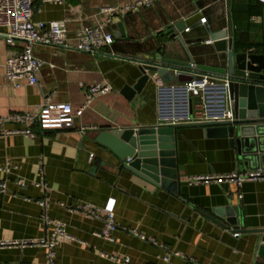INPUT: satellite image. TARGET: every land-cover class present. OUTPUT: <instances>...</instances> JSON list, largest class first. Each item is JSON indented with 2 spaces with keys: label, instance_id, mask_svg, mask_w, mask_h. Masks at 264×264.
I'll list each match as a JSON object with an SVG mask.
<instances>
[{
  "label": "crops",
  "instance_id": "0c3cea01",
  "mask_svg": "<svg viewBox=\"0 0 264 264\" xmlns=\"http://www.w3.org/2000/svg\"><path fill=\"white\" fill-rule=\"evenodd\" d=\"M137 0H65L54 4L34 0L39 9L34 21H65L69 49L37 44L34 54L45 62L38 74L39 85L16 88L5 75L6 61L20 52V45H9L0 36V117L40 112L47 96L55 103H70L79 108L87 87L110 84L112 92L96 97L84 114L75 120L74 129L40 131L31 121L7 123L5 129H32L34 136H0V182H7V193H0V243L14 240L49 239L54 227L46 225L38 202L48 199V216L66 224L73 239H61L54 264H165L162 251L152 240L165 244L188 259L173 258L169 264H264L258 256L264 229V180L245 182L241 189L234 183L188 184L197 176H226L251 171L240 166L236 149L227 138H210L206 126H176L175 158L179 172L178 194L128 172V160L117 158L96 141L111 128L158 126L161 118L174 114L186 116L191 104L182 90L172 96L171 87L182 86L192 78L183 72L180 79L164 83L157 78L132 100L122 94L125 86H134L141 76L136 60L163 51V58L190 62L197 66L226 67V54L218 53L210 39L212 33L227 31L237 52L255 49L264 54V5L258 0H158L137 13L116 15L110 29L119 33L122 23L126 36L118 37L99 57L75 49L78 38L88 26L103 22V8H118ZM206 18L202 23L201 19ZM185 21L189 32L181 34L189 54L176 38L164 40L163 30L177 21ZM2 30H0L1 32ZM202 74H215L201 70ZM158 86L167 87L163 99ZM92 128L85 132L81 128ZM15 166L9 172L6 164ZM43 166L50 189L45 192L32 185L40 178ZM25 182V187L18 184ZM242 195V199L239 198ZM116 200L118 229L114 242L96 234L104 228L100 217L72 212V207L94 204L99 207ZM240 208V221L228 223L225 209ZM145 237L140 238L134 234ZM239 237H234L235 232ZM117 256L118 261L102 257ZM43 246L0 247V264H47Z\"/></svg>",
  "mask_w": 264,
  "mask_h": 264
},
{
  "label": "built area",
  "instance_id": "2783aa9c",
  "mask_svg": "<svg viewBox=\"0 0 264 264\" xmlns=\"http://www.w3.org/2000/svg\"><path fill=\"white\" fill-rule=\"evenodd\" d=\"M54 4H63L65 0H44ZM158 0H137L134 3L124 5L118 8H103L102 12L108 13L103 22L95 26L86 27L78 38L75 49L79 52L91 54L94 56H105L104 50L113 46L117 40L114 31L110 29L116 15L120 13H137L143 9L151 8ZM264 5V0H258ZM39 12L35 5L34 0H0V36L9 45H20V52L12 56L6 61L5 75L10 84L16 88L24 85L38 86L40 73L45 62L38 58L34 52L33 47L37 44L55 46L58 48L69 49L68 44V29L65 21L53 22H35L34 15ZM202 23L206 22V18L201 19ZM208 45H213L214 41L211 39L205 42ZM256 50L250 49L248 53H255ZM137 64L141 60L135 61ZM197 65L190 63L189 70H194ZM191 73L192 78L190 81L185 82L182 86L171 87L172 96L176 91L182 90L185 95L187 103L190 98H197L199 101L191 104L189 112L186 116L174 114L168 118H161L160 125L162 126H180L183 124H200L211 123L219 121H234L235 116L233 112V101L228 93L229 80L221 79L215 75L202 74L200 72H186ZM178 75L179 73H175ZM250 73L246 72V77ZM167 87L158 86V92L163 99V93ZM110 84H95L87 87L85 101L79 108H74L70 103H55L53 101V94L47 96L41 105L40 112L37 115L15 113L5 117H0V136L9 135H24L34 136L35 132L28 129H5L7 123H24L31 121L38 124L40 131H57V130H72L74 129L75 120L80 118L87 108H89L93 100L98 96L107 95L112 92ZM174 93V94H173ZM174 97V96H173ZM92 128H81L82 132ZM16 169L11 164H6L3 168L4 171L9 172ZM264 180V169L251 170L246 172L234 173L226 176H197L189 179L188 184L194 186L201 183L214 182L217 184L234 183L238 189H241L245 182L249 181H262ZM21 187H25L23 180H18ZM32 185L36 188L42 189L47 192L50 187L44 175L43 166L40 167V178L33 181ZM0 193H7V182H0ZM242 199V195H239ZM44 211V221L46 225L54 227L53 232L49 239L40 241L35 240H14L1 242L0 247H29V246H43L47 249L46 260L47 264H54L56 257V247L61 239H73L67 234L66 224L61 220L50 219L48 216L49 202L44 198L38 202ZM116 200L110 198L106 205L103 207L94 204H83L72 207V212H80L88 216L100 217L104 221V228L96 235L108 242H114V232L118 229L115 214ZM136 236L145 239L144 236L134 231ZM240 232H235L234 237H239ZM152 243L159 248L162 253L158 256L165 264H169L173 258H183L189 263H195V260L188 259L180 252L171 249L165 244H161L152 240ZM103 258L112 261H118L117 256L110 254H102ZM124 264H132L130 258L123 259Z\"/></svg>",
  "mask_w": 264,
  "mask_h": 264
},
{
  "label": "water",
  "instance_id": "95a60500",
  "mask_svg": "<svg viewBox=\"0 0 264 264\" xmlns=\"http://www.w3.org/2000/svg\"><path fill=\"white\" fill-rule=\"evenodd\" d=\"M191 29L185 21H177L163 30L165 41L176 38L185 52L190 56L187 45L181 36ZM207 32L218 53L226 54V67L214 68L197 66L189 70L190 63L163 58L159 54L141 59L138 64L141 76L134 86H125L122 94L132 100L141 93L149 83L157 78L164 83L180 79L183 72L212 71L221 79H228V93L233 101L234 121L200 123L206 126L210 138H227L230 147L236 149L240 166L244 169H264V54L237 52L233 39L227 31ZM126 36L122 23L119 24L118 37ZM179 73L176 75L175 73ZM249 72V77H246ZM175 126H151L111 128L102 131L96 141L106 146L117 158L128 160L123 165L133 175L164 188L172 194H178L179 172L175 158V136L180 134ZM229 224L240 221V208L230 206L225 210ZM262 235L258 256L264 259V229L257 230Z\"/></svg>",
  "mask_w": 264,
  "mask_h": 264
}]
</instances>
